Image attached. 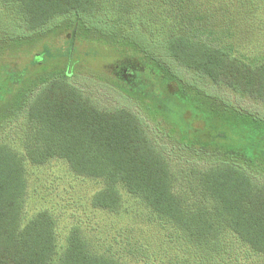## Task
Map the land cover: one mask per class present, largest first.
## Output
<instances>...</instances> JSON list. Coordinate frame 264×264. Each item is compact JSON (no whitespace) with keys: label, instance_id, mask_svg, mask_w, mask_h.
Segmentation results:
<instances>
[{"label":"trees","instance_id":"trees-1","mask_svg":"<svg viewBox=\"0 0 264 264\" xmlns=\"http://www.w3.org/2000/svg\"><path fill=\"white\" fill-rule=\"evenodd\" d=\"M132 1L109 0L112 6L103 12L106 0H0V44L44 37L60 29L66 33L70 49L74 47L72 51L66 49L67 59H72L77 44L84 40L112 42L119 24L127 23L135 14ZM165 1L166 10L150 8L136 13L142 20L151 19L153 29L147 21L140 25L161 36L149 46L143 38L145 33L141 34L146 44H141L140 52L156 71L166 73V78L177 77L158 64L155 56L162 54L207 76L215 86L264 102V56L252 61L231 47L215 43L210 39L212 32L206 29L208 13H203L202 7L189 11L181 0ZM255 2L247 0L246 9L252 14ZM261 3L264 11V0ZM64 17L67 21L60 20ZM121 44L128 45L129 41ZM41 61L33 60L29 65ZM14 64L19 62H11L9 69L19 68ZM22 67L26 74L31 72L30 66ZM70 75L57 71L22 87L25 75L20 73L16 79L9 77L6 97L0 98L7 107L13 104L21 111L25 129L21 139L24 155L0 143V264H122L114 256L94 251L78 227L70 230L64 249L58 253L55 221L45 209L22 221L27 187L24 158L33 164L62 158L74 173L101 179L103 186L91 198L94 207L118 209L120 186L139 196L152 213L180 231L177 239L182 241L177 243L183 251L169 264H264V185L251 175L258 169L246 164L264 163V116L242 113L191 81L180 83L176 94L181 100H189L190 93L215 100L218 109L228 112L225 123L240 138L236 147L228 146L225 161L192 168L180 188L168 159L149 138L142 118L127 108H100L69 81ZM243 130L257 134L248 150L241 148ZM228 238L245 248V254L230 255Z\"/></svg>","mask_w":264,"mask_h":264},{"label":"rangeland","instance_id":"rangeland-1","mask_svg":"<svg viewBox=\"0 0 264 264\" xmlns=\"http://www.w3.org/2000/svg\"><path fill=\"white\" fill-rule=\"evenodd\" d=\"M181 1L183 8L189 11L200 7L203 13L207 11L205 25L207 31L212 32L210 39L215 43L231 47L252 61L264 56L261 0H256L253 14L246 9L247 0L244 3L243 0ZM132 3L134 16L129 17L127 23L119 24L110 39L112 42L100 38L84 40L77 44L72 59H67L66 49H70V42L60 29L44 37L1 43L0 98L6 97L9 77L16 79L21 73L25 75L21 86H32L33 79L65 70L71 74L69 81L100 108H127L142 118L149 138L168 159L176 177V187L182 188L189 170L225 161L229 156L228 146L236 147L240 138L225 123L228 112L218 109L215 100L190 93L189 100L183 101L176 94L179 84L191 81L206 93L216 95L240 112L255 117L264 116V102L244 92L215 86L207 76L177 65L162 54L155 56L158 64L178 78H166V73L157 72L140 52L141 44H146L141 34L145 33L143 38L149 46L161 36L140 25L147 21L153 29L151 19L142 20L136 13L141 9L145 13L150 8L160 12L168 5L165 0H157L155 4L152 0H133ZM111 6L112 3L106 0L103 12ZM1 17L0 12V22L3 21ZM60 20L64 21L66 17ZM124 40L129 44H121ZM33 60L42 61L29 65ZM14 61L19 62V65H13L19 67L17 70L9 69V64ZM25 65L30 66L31 72H23L22 66ZM12 105L7 107L5 102H0V143L5 142L24 155L21 141L25 130L23 114ZM218 112L222 114H216ZM222 132L225 135L221 137ZM256 137V133L241 131V148H252L250 140ZM238 160L245 164L243 158ZM24 164L27 187L22 221L40 210L49 211L55 221L58 253L64 249L70 230L78 227L94 251L114 256L122 264H169L181 257L183 250L177 241L182 239H177L178 228L152 213L139 196L124 187H119L121 203L118 209L107 210L91 203L92 195L103 186L101 179L74 173L62 158H51L41 164H33L24 158ZM246 164L258 169L251 175L255 182L264 185V163L256 165L246 161ZM227 241L232 244L230 255L236 252L239 256L245 254V248L240 247L234 238Z\"/></svg>","mask_w":264,"mask_h":264}]
</instances>
